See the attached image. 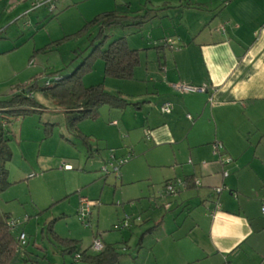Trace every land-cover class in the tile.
Here are the masks:
<instances>
[{"label": "crops", "instance_id": "crops-1", "mask_svg": "<svg viewBox=\"0 0 264 264\" xmlns=\"http://www.w3.org/2000/svg\"><path fill=\"white\" fill-rule=\"evenodd\" d=\"M41 1L45 0H0V56H8L31 40L38 48L37 37L43 28L74 8L80 10L85 23L113 10L134 15L156 9L149 8L153 7L149 0L136 12L130 7L134 0H128L125 8L116 4L118 0L100 10H94L95 0H55L53 11L47 5L34 9ZM186 6L183 9L207 12L198 5ZM212 6L210 15H190V26L158 38L172 39L179 50L164 46L162 41L145 44L144 52L155 49L161 54L145 66L140 59L133 79L125 80L119 91L142 111L136 123L146 136L150 133L148 140L158 152L150 167L160 170L157 181L161 188H151V195L150 190H142L138 211L148 218L131 234L123 235L127 244L134 231L141 230L139 249L131 264H264V0H219ZM214 19L220 26L208 33ZM179 23L183 25L181 18ZM176 42L183 45L181 50ZM133 49L140 54L139 48ZM104 68L103 63L101 79ZM11 69V75L19 73ZM100 82L92 81L90 86ZM176 83L203 87L206 92L179 93L171 86ZM165 102L173 104L171 114L161 113ZM128 110L134 111L132 106L120 111L113 108L108 114L109 127H104L114 132L117 128L120 135L129 131ZM215 142L222 144L221 156L231 163L223 164L213 155ZM185 178H194L195 185L161 198L167 182ZM148 181L153 182V176ZM216 188L223 190L215 194ZM154 206L172 210L173 218L162 219V210ZM157 224L161 225L146 233Z\"/></svg>", "mask_w": 264, "mask_h": 264}, {"label": "rangeland", "instance_id": "rangeland-1", "mask_svg": "<svg viewBox=\"0 0 264 264\" xmlns=\"http://www.w3.org/2000/svg\"><path fill=\"white\" fill-rule=\"evenodd\" d=\"M207 1H130L133 12L152 2L153 5L150 6L153 7L149 8L157 9H155L157 12L153 13L157 14V17L150 18L139 27H113L107 30L106 35L109 36V42L126 37L130 48L137 47L141 50L140 59L145 66L148 64L147 61L153 58L157 60L161 54L155 49L152 52H144L145 44L156 45L162 41L158 38L167 31L177 33L178 29L190 26L188 21L190 15L193 17L210 15L208 11L215 8L212 5L219 0H209L211 3H206ZM127 2L128 0H118L116 4L125 8L129 5ZM91 3L90 5H93ZM111 4V0H95L94 10L107 8ZM188 4L198 5L201 10L207 12L183 9ZM182 11L185 13L182 14ZM161 15L166 17H160ZM80 17H82L80 10L74 8L60 18L51 20L46 28H43V33L37 37L38 48L31 40L8 56H0L2 99L8 98L7 95L16 88L29 84L36 76L43 77L57 71L67 75L69 70L81 62L82 59L78 57L84 58L88 55L89 51L86 49L96 37L99 27L94 25L82 31L87 23L81 22ZM179 17L183 25L179 23ZM219 22L214 19L207 32L217 31ZM176 43L181 50L183 45L180 42ZM101 67L103 62L96 61L93 69L95 71L87 74L90 75L87 80H84L87 75L84 77V85L88 87L93 84L92 81L97 83L101 81L108 92L118 93L127 81L106 77L101 79ZM11 68L19 70V73L11 75ZM35 97L45 107L44 112L35 114L33 112L31 115L13 119L8 126L7 135L11 139L9 146L12 151V160L7 164V179L10 184L0 191V210L20 220L19 228L27 235L29 244L27 248L34 254H27V258L40 264H85L80 262L74 253L63 252L65 246L56 240L55 235L77 240L79 252L86 250L91 252L89 248L95 241V236H98L103 244L117 243L118 251L122 254L118 264H131L132 257L137 255L139 249L137 242L141 230H135L134 236L127 244L123 241V235L131 234L130 231L138 228L143 221L145 222L146 217L148 218V214L138 211L142 190L145 192L150 190L151 195V188L155 191L161 188L157 181L160 170L150 167V164L156 162L153 157L156 154L158 156L157 149L151 145L145 130L136 123V119L143 116L142 111L135 106H132L134 111L128 110L130 114H126V120L129 122V131H123L120 135L117 128L115 132L111 128H106L109 127L108 114L113 108L101 107L97 120H85L77 127L81 134L88 138L90 136L88 140L91 147H88L81 137L69 131L63 109L41 93H37ZM46 123L55 126L47 127ZM123 159H127V162L120 168L119 175L116 173L106 175L103 172L106 166L111 168V163L116 164ZM152 176L153 182H149L148 177ZM81 198H88L95 204L91 210L92 215L87 220V226L82 224L78 213ZM158 209L162 210V219L173 218L175 212L172 210L168 211L163 207ZM127 218L132 221L129 227L124 228ZM33 262L19 258L16 264Z\"/></svg>", "mask_w": 264, "mask_h": 264}, {"label": "trees", "instance_id": "trees-1", "mask_svg": "<svg viewBox=\"0 0 264 264\" xmlns=\"http://www.w3.org/2000/svg\"><path fill=\"white\" fill-rule=\"evenodd\" d=\"M153 12L156 13L157 11L146 10L143 14L136 12L133 13L134 15H127L122 14L119 10H113L96 16L93 21L87 22L82 31L98 25V33L86 49L87 52L89 51L88 55L84 58L78 57L82 60L70 74L63 75L61 71H57V73L47 76H37L29 84L22 86L17 93L6 99H0V191H3L10 184L7 179V164L12 160V151H10L9 146L11 139L7 135L8 126L13 119L31 115L33 112L34 114L44 112L45 107L36 100L37 93L52 99L57 107L65 111L66 125L69 131L75 132L77 137H81L83 143L88 147H91L89 138L77 130L78 124L88 119L97 120L103 106H110L114 109H125L128 106L138 107V104L130 103L122 96L121 92H108L103 83L86 87L83 85V79L93 71L96 61L101 60L105 66L104 76L106 78L132 80L135 69L140 66L139 51L129 47L126 37H120L109 42V36L106 35V32L113 27H139L149 21L150 18H156L155 15L152 16ZM46 124L47 127L55 126L51 123ZM183 182L186 189L195 185L194 178H185ZM192 184L194 185L191 186ZM180 191L181 189L177 193ZM171 195L165 194L164 188L160 193L161 198ZM13 222L14 225L12 226ZM20 222V220L14 219L10 214L0 210V264H16L19 258L26 262H33L27 258V254H30L27 250L29 245L27 240L25 245H22L19 240L21 233L24 232L19 228ZM160 225L157 224L146 233H152ZM144 235L145 233H143ZM55 236L56 240L65 246L63 252L78 255L79 258L77 259L85 264H118L122 257L116 244H104V249L100 252H94L91 249L92 245L89 248L92 252L87 250L79 252L77 240ZM140 243H142V239H140L139 245ZM33 264L40 263L33 262Z\"/></svg>", "mask_w": 264, "mask_h": 264}, {"label": "built area", "instance_id": "built-area-1", "mask_svg": "<svg viewBox=\"0 0 264 264\" xmlns=\"http://www.w3.org/2000/svg\"><path fill=\"white\" fill-rule=\"evenodd\" d=\"M54 1L55 0H45L44 2H40V3H36L34 4V9L37 8V7H42L44 5H47L49 6L50 8V11H53L54 10ZM264 27V26H263ZM174 41L172 39H166L164 41H162V44L164 46H167V47H170L174 50H179V47L173 43ZM173 90L179 92V93H187V94H191V93H205L206 92V89L203 88V87H195V86H191V85H187V84H172L171 85ZM173 104L171 102H165L162 106H160V110H161V113L165 114V115H168V114H171L172 111H173ZM187 118L191 119L192 117L190 115L187 116ZM150 133L148 132L147 133V138L150 139ZM223 149V146L221 143L219 142H215L214 145H213V155H218L220 157V161L223 163V164H229L231 163V159L229 158H225V157H222L221 156V150ZM127 162V159H123V160H120L118 161L116 164H113L111 163V168H109V166H106L105 168H103V172L106 174V175H109L111 173H116L117 175L120 174V168L121 166H123L125 163ZM228 173L226 172L225 173V176H227ZM199 184V183H198ZM185 185H184V182L181 181V180H175V181H169L165 186H164V193L165 194H175L181 189L183 188ZM222 188H216L214 190L213 193L215 194H220V192H222ZM263 206H262V212L264 214V203H262ZM95 204L91 201L87 199H82L81 200V207H80V210H79V214H80V218L82 220V224L86 225L87 226V220H89L90 218V215H91V207L94 206ZM220 202L217 201L216 202V207L217 209H219L221 206H220ZM130 221L131 219L130 218H127V220L125 221L124 223V228H127L130 226ZM14 225V222L12 224V226ZM27 236L26 234L23 232L21 233L20 237H19V240L21 242L22 245H25L26 244V239ZM104 244L102 243V241L99 239V238H95V241L93 242L92 244V250L94 252H100L102 251L104 248ZM76 258H79V256L77 255Z\"/></svg>", "mask_w": 264, "mask_h": 264}]
</instances>
